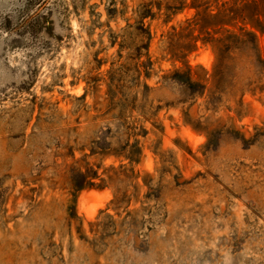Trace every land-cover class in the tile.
<instances>
[{
	"label": "rangeland",
	"instance_id": "1",
	"mask_svg": "<svg viewBox=\"0 0 264 264\" xmlns=\"http://www.w3.org/2000/svg\"><path fill=\"white\" fill-rule=\"evenodd\" d=\"M85 1L50 0L53 35L17 48L21 22L45 10L0 0V264H264V0H211L212 14H238L214 37L245 29L259 46L234 45L217 74L212 46L188 30L197 10L145 21L151 91L147 117L128 119L133 138L117 111L105 116L108 72L132 53L110 35H129L138 5L157 0H114L112 20L110 0ZM187 69L205 93L173 80ZM106 127L111 149L138 140L139 163L92 154ZM89 169L110 181L76 192Z\"/></svg>",
	"mask_w": 264,
	"mask_h": 264
},
{
	"label": "trees",
	"instance_id": "2",
	"mask_svg": "<svg viewBox=\"0 0 264 264\" xmlns=\"http://www.w3.org/2000/svg\"><path fill=\"white\" fill-rule=\"evenodd\" d=\"M49 1L50 0H34V2L38 3L39 7L45 11L36 13V15L33 17L24 18L23 22H21L19 26V29L16 30L18 31V34H16V37L12 42L13 45H19L17 48H23L27 46L28 38H37L42 34L49 36L53 35V21L51 19V13L53 12V9L52 6L46 7ZM110 1L111 4L110 8L107 10V13L108 19L112 20L116 17V14L119 13V11L117 8H115V1ZM83 2L86 3L85 0H83ZM210 2L211 0H190L189 4H187V0H157V3L143 2L138 5L134 12L135 25L127 24V29H130L131 33L127 35L124 33V30L120 34L110 35L111 44L115 45L118 42L121 48H126V43L130 41V50L132 53H130L128 58H126V63H121L119 64L117 70L112 69L108 72L110 80L108 92L110 106L107 114L104 115L108 116V114L112 113V111H117V113L114 115V119L119 120L118 127L125 129L128 138L137 136L135 132L133 133L136 127H131V124L128 122V119L131 117L132 113L136 111L145 118L147 117L146 115H148L147 113L143 112V109L148 104V94L151 91V88L141 80L142 74L146 78L150 77V66L152 65L149 59L145 61L143 60L144 58H147L151 40V32L145 24L147 19H154L156 15L159 14L163 9L165 10L164 14L168 17L174 16L185 8L197 10L198 13L194 19L189 21L188 30H191L192 26L198 28V31L200 32L198 37L199 41H202L203 44H209L212 46L217 58L215 74H217V71H220L223 66H227L226 62L229 61L228 55L234 45L244 46L245 48L249 47L251 51L255 49L258 52V42L255 33L252 31L245 29H242L241 33L228 31L222 34L220 33L218 38L214 37V35L210 32V29L221 28L222 26L226 25V23H230L235 20L238 14L237 8L235 6L212 14L209 12ZM153 4L157 8V12L153 11ZM6 29H11L9 22L8 26H6ZM8 31L11 32L12 30ZM189 47H191L189 52L193 51L195 47L194 43L193 45L189 44ZM119 58H122L121 54H119ZM260 61L263 62L261 59ZM128 62L131 66V69L127 66ZM99 64H102V62ZM126 71H133L132 79L129 82L130 85L128 87L125 85L126 77L124 76ZM164 79H167V76L164 77ZM173 80L186 88L191 94L205 93L206 91L205 84L194 82L191 79L190 71L188 69L183 72L176 70L173 74ZM97 81L98 78H94L92 83ZM126 91H132L133 95L131 96V94H128ZM141 131L142 133L146 134L145 129H141ZM113 133L114 131L111 128L106 127L101 133L102 143L100 146L92 149V154L102 156L114 155L117 157L123 156L130 163H139L142 150L141 147H139L138 140L135 139L134 143L130 145L129 140L127 139L118 150H114L111 149V144L107 140L108 137H110ZM121 168H125V166L122 165ZM95 179H100V183L96 184L94 182ZM109 181V178H100L97 173L91 169L87 170V172H76L72 177V183L76 192L97 187L102 188ZM115 198L117 200V196H115ZM124 199L125 196L122 197V200Z\"/></svg>",
	"mask_w": 264,
	"mask_h": 264
}]
</instances>
